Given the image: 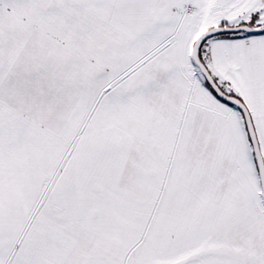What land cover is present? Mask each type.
<instances>
[{"label":"snow or ice","instance_id":"6c2138e0","mask_svg":"<svg viewBox=\"0 0 264 264\" xmlns=\"http://www.w3.org/2000/svg\"><path fill=\"white\" fill-rule=\"evenodd\" d=\"M0 264H264V0H0Z\"/></svg>","mask_w":264,"mask_h":264}]
</instances>
